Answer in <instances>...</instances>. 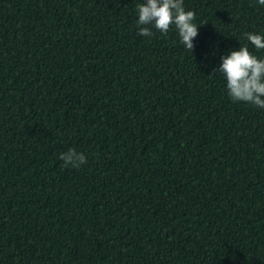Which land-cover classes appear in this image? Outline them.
Returning a JSON list of instances; mask_svg holds the SVG:
<instances>
[{
  "label": "trees",
  "instance_id": "16d2710c",
  "mask_svg": "<svg viewBox=\"0 0 264 264\" xmlns=\"http://www.w3.org/2000/svg\"><path fill=\"white\" fill-rule=\"evenodd\" d=\"M0 264H264V0H0Z\"/></svg>",
  "mask_w": 264,
  "mask_h": 264
}]
</instances>
